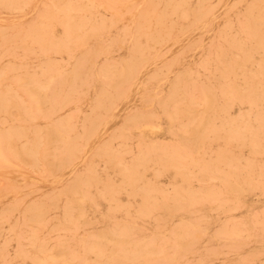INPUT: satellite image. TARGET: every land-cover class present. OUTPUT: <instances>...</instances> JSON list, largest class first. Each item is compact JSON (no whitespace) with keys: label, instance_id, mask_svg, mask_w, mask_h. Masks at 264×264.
Instances as JSON below:
<instances>
[{"label":"bare ground","instance_id":"6f19581e","mask_svg":"<svg viewBox=\"0 0 264 264\" xmlns=\"http://www.w3.org/2000/svg\"><path fill=\"white\" fill-rule=\"evenodd\" d=\"M0 264H264V0H0Z\"/></svg>","mask_w":264,"mask_h":264},{"label":"rangeland","instance_id":"374dc122","mask_svg":"<svg viewBox=\"0 0 264 264\" xmlns=\"http://www.w3.org/2000/svg\"><path fill=\"white\" fill-rule=\"evenodd\" d=\"M135 109H130L128 112H132L134 111ZM160 141L162 142H167V139H160ZM253 200L255 199L254 197L252 198Z\"/></svg>","mask_w":264,"mask_h":264}]
</instances>
